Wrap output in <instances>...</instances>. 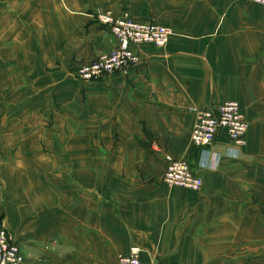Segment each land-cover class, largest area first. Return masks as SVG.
<instances>
[{
  "label": "crops",
  "instance_id": "obj_1",
  "mask_svg": "<svg viewBox=\"0 0 264 264\" xmlns=\"http://www.w3.org/2000/svg\"><path fill=\"white\" fill-rule=\"evenodd\" d=\"M129 11L171 27L126 74L79 79ZM236 100L238 152L191 143L193 108ZM219 154V157L218 155ZM166 155L204 180L170 187ZM219 159H218V158ZM0 226L27 264H264V6L228 0H0Z\"/></svg>",
  "mask_w": 264,
  "mask_h": 264
},
{
  "label": "built area",
  "instance_id": "obj_2",
  "mask_svg": "<svg viewBox=\"0 0 264 264\" xmlns=\"http://www.w3.org/2000/svg\"><path fill=\"white\" fill-rule=\"evenodd\" d=\"M232 3L248 2L264 6V0H228ZM98 22L107 25L116 37L117 44L109 52L83 63L78 69V77L85 82L100 81L110 75L126 74L138 62L133 50L134 45L151 43L160 48L168 46L175 31L168 26L155 22L141 21L129 11L116 16L111 12H98ZM196 120L191 131V143L194 147L207 152L221 134H225L233 144L229 151H236L247 143L249 122L240 103L227 100L215 109L193 108ZM219 157V154H217ZM217 157V158H218ZM219 159V158H218ZM168 162L165 183L170 187L187 188L200 191L204 180L196 173L186 158H174L166 155ZM0 264H27L20 246L4 226H0ZM118 264H188L184 262L163 263L156 260H143L141 249L133 247L128 254L118 258Z\"/></svg>",
  "mask_w": 264,
  "mask_h": 264
},
{
  "label": "rangeland",
  "instance_id": "obj_3",
  "mask_svg": "<svg viewBox=\"0 0 264 264\" xmlns=\"http://www.w3.org/2000/svg\"><path fill=\"white\" fill-rule=\"evenodd\" d=\"M247 144V143H246ZM26 258V257H25ZM26 261H27V258H26ZM28 262V261H27Z\"/></svg>",
  "mask_w": 264,
  "mask_h": 264
}]
</instances>
